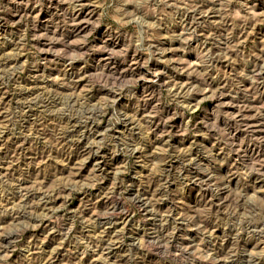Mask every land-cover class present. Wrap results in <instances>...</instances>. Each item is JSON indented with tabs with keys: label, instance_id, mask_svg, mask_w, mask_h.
I'll return each instance as SVG.
<instances>
[{
	"label": "rangeland",
	"instance_id": "374dc122",
	"mask_svg": "<svg viewBox=\"0 0 264 264\" xmlns=\"http://www.w3.org/2000/svg\"><path fill=\"white\" fill-rule=\"evenodd\" d=\"M0 264H264V0H0Z\"/></svg>",
	"mask_w": 264,
	"mask_h": 264
}]
</instances>
